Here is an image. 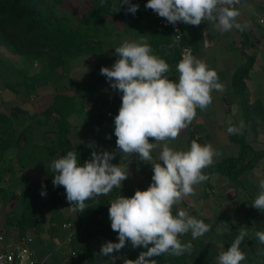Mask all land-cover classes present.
<instances>
[{
	"label": "crops",
	"instance_id": "1",
	"mask_svg": "<svg viewBox=\"0 0 264 264\" xmlns=\"http://www.w3.org/2000/svg\"><path fill=\"white\" fill-rule=\"evenodd\" d=\"M115 2L120 4V0ZM130 2L139 5L135 15L127 12V4L121 5L115 15L92 14L86 22L83 17L88 9L78 15L61 13L69 19L71 16L79 19L87 43L80 52L67 56L63 64L52 69L48 68L45 55L11 58L0 52V87L5 90H0V110L11 116L14 133L19 137L18 143L0 160V185L11 181L20 186L11 190L0 186V201L4 202L6 195L12 196L13 190L21 198H28L41 188L47 191L45 182L52 184L54 176L50 165L63 156L66 147L82 153L87 161L94 150L88 147L92 143L97 151L116 152L111 163L121 162L114 118L121 106L122 93L110 87L100 69L111 68L118 59L115 48L122 42L146 40L153 54L169 64L166 75L178 80V55L168 45L170 30L154 25L149 9L145 8L147 0ZM64 3L58 7L61 12ZM89 4V8L94 5L92 0ZM235 7L240 11L237 22L246 25L244 31L233 28L221 32L208 21L199 26L180 22L183 42L192 47L195 57L217 72L222 90H214L207 109L197 108L192 123L176 140L167 143L175 150H188L193 140L201 145L210 143L217 152L212 163L216 164L238 155L241 140L248 147L243 160L247 167L234 179L213 173L207 181L195 185L194 193L185 196L173 210L176 214L178 209H184L210 226L196 240L190 232L188 235L193 243L210 247L214 264H218L220 246L227 250L233 242L225 236L231 228L248 233L240 246L246 254L241 264H264V244L255 236L257 231H264V210L252 207L260 192L259 182L264 180V0H240ZM30 63L37 67L32 64L27 67ZM55 102L60 105L59 113L54 110L48 113ZM55 118L65 122L64 135ZM230 126L237 131L230 134L227 131ZM149 142H153L152 138ZM162 147L163 144L151 153L153 163L158 162ZM122 163L128 164L130 175L122 181L121 188L141 185L146 190L152 183L153 166L136 155ZM55 238L36 233L22 235L0 213V250H9L24 239L34 259L59 264L61 252Z\"/></svg>",
	"mask_w": 264,
	"mask_h": 264
},
{
	"label": "clouds",
	"instance_id": "2",
	"mask_svg": "<svg viewBox=\"0 0 264 264\" xmlns=\"http://www.w3.org/2000/svg\"><path fill=\"white\" fill-rule=\"evenodd\" d=\"M240 0H147L146 9H151L169 24L182 22L199 26L208 21L221 32L233 28L244 31L246 25L237 22L240 11L235 5ZM127 4V12L135 15L138 4ZM120 10V7H119ZM118 10V11H119ZM178 32V30H177ZM118 59L109 67H101L110 87L122 93L121 106L114 118L116 146L121 162L113 164L116 152L97 151L94 144L91 158L83 164L78 162L75 151L52 161L53 186H63L66 199L74 212H83L86 201L109 194L113 188L121 189L122 181L130 172L122 161L136 155L140 161L153 167L152 183L146 190L137 189L133 196L120 195L110 202L108 209L111 229L118 234V242L107 241L100 254L111 257L130 242L133 249L143 247L137 259H123V264H157L154 257L165 253L180 256L192 250L191 242L181 243L179 237L191 233L193 239L203 236L210 226L189 215L184 209L173 214L185 196L194 193V186L208 180L203 170L213 163L217 155L213 146L191 141L188 150H175L167 141L176 140L196 117V110H206L212 103L211 93L222 90L215 70L201 59L184 50L176 66L178 80L170 79L169 64L153 54L146 40L124 41L115 48ZM242 127V124H241ZM227 131H237L230 126ZM110 138V137H109ZM152 138L153 142H149ZM79 143H82L80 141ZM163 144L158 162L153 163L151 153ZM163 162V164L160 163ZM260 192L252 207L264 210V180L259 182ZM46 196V191L41 192ZM248 235L240 230L231 246L218 255V264H241L246 254L241 244ZM264 244V231L255 233ZM151 245V246H150Z\"/></svg>",
	"mask_w": 264,
	"mask_h": 264
},
{
	"label": "trees",
	"instance_id": "3",
	"mask_svg": "<svg viewBox=\"0 0 264 264\" xmlns=\"http://www.w3.org/2000/svg\"><path fill=\"white\" fill-rule=\"evenodd\" d=\"M63 2L64 0H0V44L9 52L20 56L37 58L45 55L50 69L63 64L67 56L80 52L82 46L87 43L83 33L74 30L70 25V19L57 13L56 9ZM92 2L94 5L88 8L83 17L85 22L92 14L115 15L121 7L115 0H92ZM59 106L58 102H55L52 108L48 109V113L53 110L59 113ZM60 119L55 118V122L61 131L59 132L64 135L65 128L63 129V126L65 122ZM21 135L24 136L25 132L22 131ZM18 141L19 137L14 133L11 116L0 110V160L8 149L15 146ZM240 144L238 155L211 164L203 172L208 177L213 173H220L234 179L242 168L247 167L243 160L248 147L241 140ZM63 151V155H66L68 151H73V149L66 147ZM137 189L143 190V187L137 185L127 189L113 188L107 195L97 196L86 201L88 208L82 213L79 212V229L83 232L81 235L87 237L85 232H88L96 224L98 217L104 211L106 212L112 200L120 195L131 197ZM51 198L53 203L51 207H56L60 198L57 196ZM24 204L25 209L18 221L21 233L24 232L27 223H34L32 204L30 202ZM173 214L175 215V210H173ZM58 227L57 229L60 231ZM238 234L239 231L231 228L225 233V236L234 241ZM57 243H59V239L56 240L55 244L57 245ZM192 244L190 253L185 252L180 256L165 253L153 259L157 260V264H214L213 254L209 246ZM101 246L100 243L92 248L83 247L82 244L78 245L75 247L77 257L72 261V264H102L101 260L108 256L100 254ZM83 258H86L87 261L83 262Z\"/></svg>",
	"mask_w": 264,
	"mask_h": 264
},
{
	"label": "rangeland",
	"instance_id": "4",
	"mask_svg": "<svg viewBox=\"0 0 264 264\" xmlns=\"http://www.w3.org/2000/svg\"><path fill=\"white\" fill-rule=\"evenodd\" d=\"M64 2L65 3L63 6V12L59 11V8L56 9L58 10L60 14L61 13H68V14L73 13L74 15L76 14L78 15L81 12H83L84 14L86 9H88L90 5L89 4L90 0H66ZM70 25L74 28V30H79L80 32L83 31L84 29L79 19L74 18L72 16L70 19ZM0 52L4 53L6 56H9L11 58H17L16 55H18V54L9 52L1 44H0ZM12 54H15L14 55L15 57ZM31 64H32V67H37L36 65H33V63L28 64L27 67H30ZM1 89H3V91L5 92L4 88L0 87V90ZM81 154L82 153H77V155H80V156H77V158H78L79 163L83 164L85 160L83 159V156ZM23 183L25 182H17V184L19 185ZM45 183L48 185L47 187L49 190V191L47 190L48 192L46 191L47 193L46 196L41 195V192L45 191L44 188H41V190L40 189L36 190L35 194H32V195L30 194L28 198L26 197L21 198V196H18L13 190V193L11 194L12 196L8 197L6 195V198L3 199L4 202H2V200L0 201V213L2 214V216H4V218L7 221L9 220L11 224L16 225L18 229H21L18 224V221L25 209L24 203L30 202L32 204V209H33L32 218L34 219V223L33 224L27 223L28 225L25 227V230L22 233V235H24V233H30V234L36 233L37 235H41V236L51 235L54 237L56 236L55 239L56 240L59 239L60 241L62 237V232L58 231L57 227L60 226V224L64 220L71 219L76 216H78V220H79V212H74L69 208L71 205L66 199V193H65L63 186L54 187L53 183L50 184L49 181ZM4 184L5 185H0V186L1 187L3 186L2 188H5V189L8 188L10 190L13 188L19 189L20 187V186H14L13 185L14 183L11 181H9V183L8 181H5ZM59 188L61 189L57 190ZM52 196L59 197L60 202L62 203L59 202L56 205V207L55 206L51 207L53 204L51 202ZM109 207H107L106 212L104 211L100 215V217H98V221L96 222V224L88 232H85L87 237H85V235H81L83 232H81L78 226L74 239L72 243L70 244L71 247L75 248V247H78V245L82 244L83 247L92 248V247H95L99 243L103 245L107 241H112L114 243L118 242V234L111 229V221L109 219V212H108ZM51 217L53 218L51 219ZM179 239L181 243H188V242H191V244L193 243V240L189 239L188 233L180 236ZM194 244L199 245V243H195V242ZM141 251H146V249H144L143 247H138V248L133 249L131 246V243L126 242L125 248L121 249L120 252H114L111 257L108 256V257L103 258L101 260V263L102 264H123L122 262L123 259L118 258V257L135 260L138 258L139 253ZM72 263L73 262H70L69 264H72Z\"/></svg>",
	"mask_w": 264,
	"mask_h": 264
},
{
	"label": "built area",
	"instance_id": "5",
	"mask_svg": "<svg viewBox=\"0 0 264 264\" xmlns=\"http://www.w3.org/2000/svg\"><path fill=\"white\" fill-rule=\"evenodd\" d=\"M149 14L152 22L158 28L170 30L172 36L169 47L174 48L178 55V62L182 59V53L184 50H189L193 55L192 47L182 40V30L180 22L175 25L169 24L166 19L161 18L149 9ZM178 30V32H177ZM79 226L78 216L64 220L59 228L62 232V237L58 243V248L61 252V261L59 264H69L77 257V249L71 247V243L77 232ZM87 259L83 258V262ZM0 264H45L42 260H36L33 258L32 252L27 245L26 240H20L15 246L9 250H0Z\"/></svg>",
	"mask_w": 264,
	"mask_h": 264
}]
</instances>
